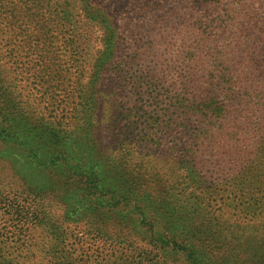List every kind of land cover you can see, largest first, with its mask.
Instances as JSON below:
<instances>
[{
    "label": "trees",
    "instance_id": "obj_1",
    "mask_svg": "<svg viewBox=\"0 0 264 264\" xmlns=\"http://www.w3.org/2000/svg\"><path fill=\"white\" fill-rule=\"evenodd\" d=\"M82 2L86 19H98L104 26L102 47L87 61V76L86 52L72 61L76 101L69 125L42 121L40 115L23 110L0 118V142L9 147L15 163L13 173L0 174V209L44 230L53 241L51 252L64 241L65 222L82 224L93 237H104L110 244L133 248L134 241L144 239L156 250L133 251L130 258L119 256L113 264H264V221L241 227L220 220L211 210L196 154L211 129L234 136L225 130L238 128L239 107L264 94V38L256 35L253 10L241 3H200L205 17L192 22V42L181 41L173 52L169 37H159L155 46L176 58L156 70L158 77L153 70L147 77L161 90L158 101L152 102L155 114L146 117L143 143L148 149L139 152L134 123L127 121L137 110L119 114L128 82L114 75L128 62H117V25L102 0ZM58 6L63 19L71 22L68 8ZM145 47L153 48L152 40ZM106 73L110 91L103 97L111 101L104 107L98 88ZM261 104L264 109V101ZM104 131L111 147L104 146ZM24 168L31 175L24 174ZM50 205L61 209L60 216L49 217ZM249 231L250 242L238 247L236 238H247Z\"/></svg>",
    "mask_w": 264,
    "mask_h": 264
},
{
    "label": "rangeland",
    "instance_id": "obj_2",
    "mask_svg": "<svg viewBox=\"0 0 264 264\" xmlns=\"http://www.w3.org/2000/svg\"><path fill=\"white\" fill-rule=\"evenodd\" d=\"M82 1L0 0V118L19 110L38 114L42 121L58 122L63 127L71 123L77 75L72 61L77 53L85 51L83 64L87 76L90 71L87 61L101 49L104 34V26L98 19H86ZM200 3H241L245 9L251 8L256 19V35L264 38V0H102L118 28L117 62H128L114 76L126 78L128 82L119 99L122 108L119 114L137 110L127 121L134 123L133 141L139 152L148 149L143 143L146 117L155 114L152 102L158 101L161 90L157 82L149 84L147 77L151 74L158 77L156 70L167 68L176 58L164 54L155 44L163 34L169 37L173 52L181 41L192 42L195 38L190 30L192 22L205 17ZM58 4L68 8L71 22L63 19ZM73 37L75 45L70 44ZM147 40H152L153 48L145 47ZM145 53L147 57L142 58ZM133 54H138V59H129ZM151 70L154 72L149 74ZM108 73L106 81L98 88L104 107L111 101L103 97L110 91ZM151 95L156 101H152ZM256 98L260 99L239 107L238 128L225 130L235 132L234 136L211 129V136L196 151L200 158L197 169L206 176L211 210L220 215V220L226 219L241 227L248 224L256 227L264 221V109L261 104L264 94ZM133 106L135 109H131ZM102 136L104 146L111 147L106 131ZM8 148L0 142V174L4 175L13 173L15 166L7 153ZM23 170L24 174L31 175L25 168ZM49 210L47 213L53 219L62 213L56 205H50ZM63 225L64 241L60 246L57 242L58 248L51 252L53 241L46 237L44 230L18 222L12 213L0 209V264L18 260L28 264H53L55 260L79 264L81 259L85 264H113L119 256L130 258L133 251L140 249L156 253L144 239L134 241L133 249L110 244L104 237H93L82 224L64 222ZM252 233L245 232L247 238H236L238 247L249 243ZM169 262L182 264L176 260Z\"/></svg>",
    "mask_w": 264,
    "mask_h": 264
}]
</instances>
